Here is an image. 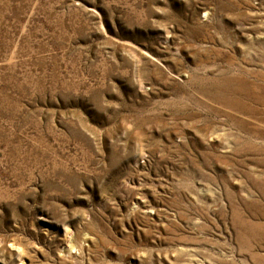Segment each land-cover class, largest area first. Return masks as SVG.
I'll return each mask as SVG.
<instances>
[{"label": "rangeland", "instance_id": "obj_1", "mask_svg": "<svg viewBox=\"0 0 264 264\" xmlns=\"http://www.w3.org/2000/svg\"><path fill=\"white\" fill-rule=\"evenodd\" d=\"M0 264H264V0H0Z\"/></svg>", "mask_w": 264, "mask_h": 264}]
</instances>
